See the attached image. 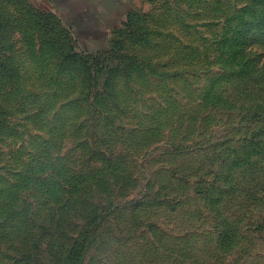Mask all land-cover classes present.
<instances>
[{"label":"rangeland","instance_id":"rangeland-1","mask_svg":"<svg viewBox=\"0 0 264 264\" xmlns=\"http://www.w3.org/2000/svg\"><path fill=\"white\" fill-rule=\"evenodd\" d=\"M28 1L0 0V264H264L262 234L223 250L196 183L154 174L192 168L168 142L227 135L200 100L264 53L257 32L220 48L251 0H135L126 18Z\"/></svg>","mask_w":264,"mask_h":264},{"label":"trees","instance_id":"trees-1","mask_svg":"<svg viewBox=\"0 0 264 264\" xmlns=\"http://www.w3.org/2000/svg\"><path fill=\"white\" fill-rule=\"evenodd\" d=\"M236 11L223 23L225 27L233 24L236 29L227 32L221 50L229 43L232 55L243 53L239 49L242 45L240 41H246L248 34L255 32L259 33L264 47V0H251ZM263 56L262 52L257 57L259 59L248 63L241 79L231 78L228 85H218L217 81H209L205 85L200 100L207 102L204 109L212 106L221 119L232 126L217 143L207 142L209 146L204 150V159L199 163L198 160L191 170H171L172 175L180 177L175 181L183 179L190 181L186 184L191 181L196 183L194 191L207 206L203 213L212 223L217 246L225 251L237 248L246 241L251 247H256L258 239L254 235L260 233L264 236V61L259 64ZM232 72L235 75L239 70L235 68ZM215 82L218 85L216 92L212 90ZM196 117L187 116L176 123L174 119L165 129L172 130L174 124L175 128L188 127L197 121ZM146 125L152 131H158L157 126ZM242 130L245 132L236 134ZM231 143L235 146L228 147L227 144ZM166 155L180 157L183 154L169 150ZM157 173L156 170L154 174ZM249 249L242 255L247 254Z\"/></svg>","mask_w":264,"mask_h":264},{"label":"crops","instance_id":"crops-1","mask_svg":"<svg viewBox=\"0 0 264 264\" xmlns=\"http://www.w3.org/2000/svg\"><path fill=\"white\" fill-rule=\"evenodd\" d=\"M28 1V0H26ZM42 3V6L46 4L50 5L53 4L55 1H66L68 2L65 4L67 7V13L66 15H74L75 17H86L92 15V12H94L95 15L98 16H105L110 18H117L119 16H122L123 18H126L128 16H133V11L135 10L134 5L136 3L135 0H37ZM30 3V0L28 1ZM49 2V3H48ZM76 2V4H75ZM78 3H82L81 5H77ZM31 4V3H30ZM63 6L64 4L61 3ZM39 9L38 6H36V11L40 12V14H51V15H61L62 9L57 7V12H55V9ZM63 15V14H62ZM116 20V19H115ZM123 20H121L119 23H121ZM114 25L111 29H109V34H111L115 29L118 28V25ZM107 39V38H106ZM196 139H191V141L188 142H176L175 143H169L168 147L169 149H174L176 151L181 152L182 158L186 159V161L192 162V168L197 164L198 160H203L205 156L204 150L209 146V143L199 144L195 142ZM174 147V148H173ZM169 164H159V167H157V171L159 173H163L166 176L171 177L173 180H178V176L172 175L171 170L178 169L173 168L172 165ZM172 166V167H171ZM191 168V169H192ZM190 169V170H191ZM190 181H186L181 179V183H188ZM192 182V181H191Z\"/></svg>","mask_w":264,"mask_h":264}]
</instances>
